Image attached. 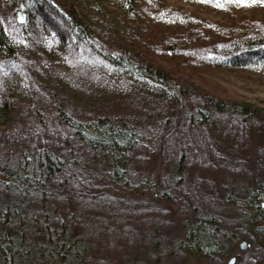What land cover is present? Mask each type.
Returning a JSON list of instances; mask_svg holds the SVG:
<instances>
[{"label": "trees", "instance_id": "16d2710c", "mask_svg": "<svg viewBox=\"0 0 264 264\" xmlns=\"http://www.w3.org/2000/svg\"><path fill=\"white\" fill-rule=\"evenodd\" d=\"M183 1L207 9L202 15L183 14L165 0H0V172L5 173V179H0V236L10 241L9 250L1 249L0 243V264H20L21 260L14 261L19 254L13 248L27 247L31 238L63 243L72 239L89 240L90 237L75 227H81L79 223L84 218L90 219V215L86 217L88 209L97 212L94 209L98 199H88V194L84 195L78 188L76 181L85 173L78 165L86 167L89 159L100 167L107 161L105 165L111 173L122 178L121 167L132 162L140 141L131 126L132 117L126 112L119 113L129 107H120L121 102L114 101L119 109L112 104L105 107L108 113L102 116L85 115L86 111L82 110H86V106L67 103L56 96L58 93L54 94L53 82L56 79L60 81L58 85L62 84L66 80L65 72L51 71L50 75L42 66L47 69L71 66L78 71L79 64L83 63L87 65L89 77L72 74L73 69L67 73V80L78 79L77 82L94 88L100 85L102 78L101 83L109 84V77H115L116 83H120V92L148 95L165 103L167 108L159 109V115L163 116L171 111L170 104L192 99L194 108L186 107L189 118L185 119L186 128L191 129L189 145L200 142L198 134L202 133L203 119L208 116H235L233 118L240 121L259 115L264 120V111L259 107L228 101L214 87L200 92L202 87H198L196 81L183 80L185 71H204L205 68L245 71L264 78V2ZM242 11L244 13L239 15ZM19 12L26 17L24 23L18 22ZM52 17L57 18V30L50 24ZM58 18L66 22L59 24ZM147 21H152V27L172 34L170 40L169 37L165 42L151 45L161 47L164 55L150 57L153 61L147 60L136 47V38H130L133 41L128 43L130 48L126 45L129 37L126 41L113 39L117 32L114 25L140 33L144 25L138 29L136 24ZM61 26L65 27L63 31L58 29ZM35 34H40L39 39ZM105 40L114 44L109 51L104 48ZM146 42L142 45L148 47ZM147 53L150 54L151 49ZM165 54L177 57L174 61H179V69L175 66L182 74L166 71L158 65L160 57L167 58ZM52 58L58 63H53ZM102 64L109 71L107 80V73L104 77L100 71ZM24 78L26 82L22 83ZM128 81L131 86L127 85ZM32 86L39 91L31 92ZM51 95H55L56 101ZM24 103L27 108L31 107L34 112L31 116L36 117L38 124L29 136L21 130L34 121H21L9 115L11 107L16 109L14 106ZM261 169L264 175V166ZM263 185L264 180L258 189ZM66 200L71 201L70 205ZM79 203L86 207L82 213L77 212ZM90 225L89 230L98 227L92 221ZM109 234L116 233L110 230ZM79 235L82 238H78Z\"/></svg>", "mask_w": 264, "mask_h": 264}, {"label": "rangeland", "instance_id": "374dc122", "mask_svg": "<svg viewBox=\"0 0 264 264\" xmlns=\"http://www.w3.org/2000/svg\"><path fill=\"white\" fill-rule=\"evenodd\" d=\"M165 1L167 5L176 7L182 13L202 15L207 9L183 0ZM241 13L244 12H239V15ZM151 22L134 25L138 29L144 25L140 33L134 30L127 31L128 27L121 29L122 25L119 28V24L117 27L114 25L117 32L114 33L113 39L123 38L126 41L129 37L126 45L130 48V41L134 37L135 43L138 44H135L136 47L143 52L147 60L155 55L163 57L161 47L151 45L165 42L169 37L170 40L172 34H167L162 28L159 30L156 26L152 27ZM34 37L39 39L40 34H35ZM145 41L150 48L147 44L142 45ZM111 42L105 40L107 45L104 48L108 51L114 47ZM150 49L149 54L147 50ZM165 56L167 58L160 57L161 62L159 61L158 65L166 71L180 73L179 61L175 62L177 57L166 54ZM27 57L28 60L32 58L31 54ZM52 60L53 63H58L57 60L53 58ZM79 65L78 71L71 66L66 68L52 66L49 69L42 66L41 69L47 70V74L50 75L51 71L65 72L66 80L61 82L62 84L58 85L60 81L56 79L53 82L54 94L58 93L56 96L62 97L67 103L86 106V110H82L86 111L85 115L94 113L102 116L108 113L104 110L105 107L113 106L112 104L119 109L115 102H121L120 107L123 105L129 107L119 113L126 112L132 117L131 126L139 137V145L131 157L132 162L128 161L122 165L121 170L124 173L122 178L112 175L111 171L104 167L107 161L100 167L97 166V162L89 159L86 167L78 165L85 172L81 173L76 181L78 188L84 191V195L88 194L98 199L97 209H94L97 212L88 209L86 217L90 215V219L84 218V221L79 223L81 227L79 225L75 227L80 233L83 232L86 237H90L89 240L72 239L63 243L31 238V243L27 244V247L23 245L13 248L17 255L19 254L14 261L17 262L19 259L22 261L20 264H195L197 261L195 255L198 256L185 244L196 238L193 231L195 226L201 224L203 228L197 229L201 233L202 230L209 233L207 229H215L216 232L221 230V235L233 233L232 237L239 243L237 249L242 247V250L258 255L261 263L264 262L262 248L264 245L258 247L255 244L256 239L253 241L254 235L256 238L262 235L261 240L264 242V206L262 207L264 187L258 189L264 180L261 169L264 166L262 116L244 117L240 120L241 123L233 118L235 116L225 118L208 116L203 119L205 126L201 125L202 133L198 134L202 140L198 139L199 143L189 145L191 129L186 128L185 119L189 118L186 107L194 108L192 99H181L170 104L171 111L173 109L174 111H170L168 115H159V109L167 108L165 103L148 95L132 96L120 92V83H116L115 77L108 76V68L103 64L100 71L104 77L107 73L106 80L108 77L111 78L109 84L101 83L102 78L98 83L100 85L93 88L90 84L77 82L78 79H75V82L67 80V73L73 69L72 74L78 73L89 77L85 69L87 65L83 63ZM183 74L185 76L183 80L191 79L190 81H196L197 86L203 88L200 92L207 87H214L228 101L246 102L264 111V78L259 75L220 68L189 70ZM4 80L8 83L6 79ZM21 81L26 82V79ZM127 85L131 86V83L128 81ZM30 88L28 89L31 92L39 91L35 86ZM52 96L56 101L55 95ZM50 101L55 103L53 99ZM25 104L27 105L17 104L14 106L16 109L11 107L13 110L9 111V115L21 121H34L21 130L27 132L29 136L31 130L36 127L37 119L33 116V120L31 115H34V112ZM56 125L54 123L53 127ZM183 140L186 142L183 143ZM178 141L179 147L182 148L178 149ZM22 145L21 142L20 146ZM176 147L177 151H172L176 150ZM4 176L5 173L1 171L0 179H5ZM254 199L258 201L255 202ZM66 202L70 205L71 201ZM84 208L85 205L79 203L77 212L82 213ZM97 219L100 221L96 223ZM67 220L69 221L68 217ZM91 221L98 226L95 230H89ZM207 224L211 226L207 227ZM110 230L116 234L110 235ZM243 232L249 237L243 235ZM0 237L3 238H0L1 249L9 250L8 238ZM78 238H82V235ZM245 239L254 242L251 243L252 246H249ZM61 248H64V252Z\"/></svg>", "mask_w": 264, "mask_h": 264}, {"label": "flooded vegetation", "instance_id": "af4514ba", "mask_svg": "<svg viewBox=\"0 0 264 264\" xmlns=\"http://www.w3.org/2000/svg\"><path fill=\"white\" fill-rule=\"evenodd\" d=\"M263 206L264 205H262V207ZM202 226L203 225L201 224L195 226L196 231L202 229L203 228ZM209 226H211V224L209 225L207 224V227ZM241 230L243 231V229ZM207 232L209 233H204L202 230L201 233L205 235L204 238L205 242H202L201 245H197V241H196L194 245L191 247V249H189L191 251L193 249L194 250L193 252H196L195 254H197L198 256L196 257L195 255V258L197 260L195 264H259L261 263V261L259 260L260 257L258 255H253L252 253H248V250H242L241 249L242 247L237 249L239 247V243L237 242L236 238L232 237L233 233L230 234L227 233L221 235L220 233L221 230L216 232L215 229H207ZM243 235L249 237L245 232H243ZM261 236L259 237L257 236V238L255 235L253 236V241H255L254 239H256L255 242L257 243L255 244L258 247L260 243L261 244L264 243L261 240ZM245 241L249 244V246H252L251 243H254V242H249V240L247 239H245ZM262 248H264V246ZM262 263L264 264V262Z\"/></svg>", "mask_w": 264, "mask_h": 264}, {"label": "bare ground", "instance_id": "6f19581e", "mask_svg": "<svg viewBox=\"0 0 264 264\" xmlns=\"http://www.w3.org/2000/svg\"><path fill=\"white\" fill-rule=\"evenodd\" d=\"M25 15L22 13V12H19L18 13V22L19 23H24L25 22ZM57 18H55V17H52L51 18V20H50V24L53 26V27H55V24L57 23V20H56ZM58 20H59V18H58ZM53 21V22H52ZM66 22V20L65 19H62V20H59V24H62V23H65ZM49 25V24H48ZM64 28L65 27H59L58 29H59V31H63L64 30ZM55 29L57 30V26L55 27ZM178 143H179V141H178ZM180 146V143L178 144V149L179 148H182V147H179ZM176 150H172V151H174V152H176L177 151V147L175 148ZM179 151V150H178ZM105 168L107 167L106 165L104 166ZM108 168V167H107ZM104 169V168H103ZM108 170H109V168H108ZM106 172H108V171H106ZM122 174H124L123 172H121V175ZM113 175V174H112ZM223 176H225V175H223ZM56 192H58V191H56ZM57 196H58V194H56ZM66 195V194H65ZM62 196V195H61ZM57 198H59V197H57ZM87 198L88 199H92V200H94L95 199V197L94 196H87ZM60 199V198H59ZM255 200V202H257L258 201V199H254ZM193 232H195V234H196V238H193V240H191L189 243H187V244H185L186 245V247L188 246V247H192L193 245H194V243L197 241V245H201L202 244V242H205V235H203V234H201V236H200V233L201 232H198V231H196V229H194V231ZM105 233V232H104ZM191 234V233H190ZM263 245L260 243L259 244V247H262ZM187 247V248H188ZM190 248H188V249H190Z\"/></svg>", "mask_w": 264, "mask_h": 264}, {"label": "snow or ice", "instance_id": "6c2138e0", "mask_svg": "<svg viewBox=\"0 0 264 264\" xmlns=\"http://www.w3.org/2000/svg\"><path fill=\"white\" fill-rule=\"evenodd\" d=\"M246 2H247V0H246ZM252 2H255V0H252ZM262 2H264V0H262Z\"/></svg>", "mask_w": 264, "mask_h": 264}]
</instances>
